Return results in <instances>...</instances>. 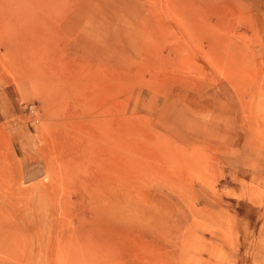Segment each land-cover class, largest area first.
I'll use <instances>...</instances> for the list:
<instances>
[{
	"label": "rangeland",
	"instance_id": "374dc122",
	"mask_svg": "<svg viewBox=\"0 0 264 264\" xmlns=\"http://www.w3.org/2000/svg\"><path fill=\"white\" fill-rule=\"evenodd\" d=\"M0 264H264V0H0Z\"/></svg>",
	"mask_w": 264,
	"mask_h": 264
},
{
	"label": "bare ground",
	"instance_id": "6f19581e",
	"mask_svg": "<svg viewBox=\"0 0 264 264\" xmlns=\"http://www.w3.org/2000/svg\"><path fill=\"white\" fill-rule=\"evenodd\" d=\"M104 13H106V12H104ZM6 16L8 17V21H9V13L6 12ZM113 53H115V51ZM79 91L80 90L78 89L77 92H79ZM74 93H76V91H74ZM72 128H75V127L72 126ZM101 134H102V132H101ZM102 142L105 143L104 140ZM114 145H115L116 151H117V153H116L117 154V165H118V167H120V157L119 156H120L121 151H122V150H120L122 148V145H121V141H120V137L119 136L115 137ZM76 146H77V144H76ZM105 147L106 146H103L101 148L105 150ZM116 177H117V182H116V185L113 188V192H110L108 194H103V196L101 198L102 199V204L101 205L97 204V202H95V200H94L93 203H91V204H93L92 205L93 207L91 206L90 209H91V211L95 210V211H98L100 213L98 218L94 219V221H96V224L98 225L97 227L102 228V226H104V227H106L108 229H111V230L114 229L116 231L117 235L121 236L122 235L121 219H120V215H121V198H120L121 187L120 186L121 185H120V173L119 172L116 173ZM93 193L95 195H97L99 192H97V193L93 192ZM95 195L94 196L90 195L91 196L90 198L92 200H93V198L97 199ZM74 196L76 197V200H77L78 204L81 203L84 200V196L79 193V190H75L74 191ZM64 199H65V201H64V204L62 205V213H67V208H68L67 207V203L70 200L67 201L66 198H64ZM63 237L64 236H61V238H63ZM71 237L72 236H70V238ZM74 240L75 241H73L74 242L73 245H75L76 250H79V249H82V248L85 247L84 243H82L77 238L74 237ZM61 244H60V246H61Z\"/></svg>",
	"mask_w": 264,
	"mask_h": 264
}]
</instances>
